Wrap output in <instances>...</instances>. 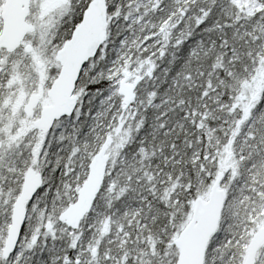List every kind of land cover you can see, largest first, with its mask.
Instances as JSON below:
<instances>
[{
    "label": "snow or ice",
    "instance_id": "1",
    "mask_svg": "<svg viewBox=\"0 0 264 264\" xmlns=\"http://www.w3.org/2000/svg\"><path fill=\"white\" fill-rule=\"evenodd\" d=\"M0 264H264V0H0Z\"/></svg>",
    "mask_w": 264,
    "mask_h": 264
}]
</instances>
